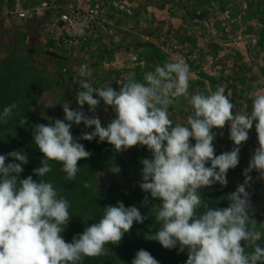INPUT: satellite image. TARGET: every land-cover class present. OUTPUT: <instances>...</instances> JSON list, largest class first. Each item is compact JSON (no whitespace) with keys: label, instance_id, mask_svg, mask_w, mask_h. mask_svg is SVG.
I'll list each match as a JSON object with an SVG mask.
<instances>
[{"label":"clouds","instance_id":"9594fccd","mask_svg":"<svg viewBox=\"0 0 264 264\" xmlns=\"http://www.w3.org/2000/svg\"><path fill=\"white\" fill-rule=\"evenodd\" d=\"M76 34H84L83 25ZM91 74L87 64L77 69L81 90L76 93V104L81 108L86 104L91 111L102 100L114 110L115 118L102 126L98 117L89 118L83 111L62 105L63 120L34 126L33 142L43 154L41 166L33 170L34 174L44 177L52 170L49 161H56L67 180L75 179L80 170L77 161L90 153L73 138V124L93 128L81 139L98 138L116 151L146 146L151 159L141 160L139 187L161 203L152 207L156 230L144 238L157 241L165 249L177 245L178 251L187 249L185 264H264V246L256 243L262 233L249 219L246 191L250 171L255 169L264 177V94L254 97L250 113H233L234 104L223 86L190 94L192 74L182 57L157 65L154 71L144 74L142 81L130 74L117 82L122 83L119 91L109 85L93 87L87 80ZM180 97L192 112L185 122L173 124L168 109ZM16 107L11 103L0 110V124L7 122ZM253 121L259 147L244 170V182L227 195V207H209L202 199L201 189L214 184L226 186V173L238 165V146L247 141ZM226 122L234 147L215 155L212 129L223 128ZM21 123L25 121L22 119ZM8 157L18 163L6 164ZM26 163V155L19 151L0 154V264H82L85 257L105 255V245L118 244L134 222L140 224L144 220L135 206L125 207L118 202L104 207L98 222L86 227L71 242H65L61 233L70 219L68 201L51 181H34L32 176L20 179ZM111 171L118 173L119 168L113 166ZM83 187L92 185L84 182ZM247 247L252 251L247 252ZM131 264L158 261L141 249Z\"/></svg>","mask_w":264,"mask_h":264},{"label":"crops","instance_id":"0c3cea01","mask_svg":"<svg viewBox=\"0 0 264 264\" xmlns=\"http://www.w3.org/2000/svg\"><path fill=\"white\" fill-rule=\"evenodd\" d=\"M48 1L0 0V39L42 26L50 32L51 20L66 5L83 9L96 4L111 34L104 31L81 40L70 57L71 62L89 65L87 80L92 85L119 91L122 83L117 82L130 74L142 81L157 65L182 57L192 74V94L223 86L233 113H250L254 97L264 94V0H53L54 9L47 8ZM255 123L247 141L238 146V165L226 173L228 192L244 182V170L259 147ZM212 132L215 154L233 149L228 122ZM247 175L250 209L264 222V177L255 169Z\"/></svg>","mask_w":264,"mask_h":264},{"label":"trees","instance_id":"16d2710c","mask_svg":"<svg viewBox=\"0 0 264 264\" xmlns=\"http://www.w3.org/2000/svg\"><path fill=\"white\" fill-rule=\"evenodd\" d=\"M12 57L8 58L6 55L0 57V110L11 103L17 105L13 110L16 114L11 116L15 117V120L11 121L9 117L6 123L0 124V154L7 155L14 150L25 154L27 163L22 165L23 171L19 174V178L32 176L34 181L39 179L51 181L59 195L68 201L70 219L61 233L65 242H71L72 238L82 233L86 227L98 222L104 207L115 206L118 202L123 203L125 207L135 206L144 217L142 223H133L129 232L124 234L118 244L105 245L108 249L105 255L85 257L82 264H131L135 253L141 249L148 251L158 261V264H185L187 249L178 251L179 245L173 249H165L157 241L144 238L145 234L156 230L157 225L152 207L161 203L159 199L152 198L139 187L142 182L141 160L151 159V152L146 146L136 145L126 151H116L107 142H99L98 138L92 141L81 139L85 133L72 125L70 131L73 138L90 153L89 157L77 161V167L80 170L75 179L67 180L66 173L61 170V164L56 161H49L52 170L44 177H37L34 174L33 170L41 166L43 154L34 145L33 129L37 124H47L50 121L41 117L36 118V114L29 110L28 105L38 98L36 95L38 90L35 86L40 84V80L30 81L32 85L29 88H33L31 93L23 92L20 76H25L30 65H27L24 56L13 54ZM11 59H15L19 64L13 66L12 63L15 60ZM114 118L115 115H112L105 122L108 124ZM22 119L25 123H21ZM10 122H15V124ZM105 124L102 125L106 126ZM13 162L16 161L11 157L5 161L6 164ZM113 166L119 168L118 173L111 171ZM102 176L119 178L131 182L132 185L111 193H103L97 185ZM84 182H89L92 187L84 188ZM228 194L230 193L225 186L221 185L218 188L212 185L201 189L202 199L208 203L209 207H227ZM198 211H203V209ZM249 226L251 227V223ZM262 244L259 243L264 246ZM246 251L251 252V247H247Z\"/></svg>","mask_w":264,"mask_h":264},{"label":"rangeland","instance_id":"374dc122","mask_svg":"<svg viewBox=\"0 0 264 264\" xmlns=\"http://www.w3.org/2000/svg\"><path fill=\"white\" fill-rule=\"evenodd\" d=\"M51 23L56 24V20L53 18ZM42 24H44L43 21ZM49 30L50 29L46 26L40 27L38 31H35L33 28H28L27 31H19L13 36H7L8 39L3 36V38L0 39V57L6 55L8 58H13V54H17L26 57V63L30 65V69L25 72V76H20V81L22 82L21 90L31 93L33 88H29L32 85L30 81L40 80V84L35 86L38 90L36 94L38 98L31 101L28 105L29 110L36 114V118L41 117L48 121H54L56 119L63 120L62 105L68 104L70 110L83 111L89 118L98 117L101 125L105 124V121L112 115H115V113L109 111V108L106 107L102 100L98 103L96 108L91 111L86 104L82 106V108L76 104V93L81 89L79 88L77 92H73L72 87L80 86V78L77 76V69L82 64L70 61V57L74 54L72 52H74L75 49L65 48L61 44V41L57 39L58 34H55L54 30L50 32ZM17 64L19 63L16 60L12 63L13 66ZM92 86L96 87L95 83ZM189 93L192 94V89H189ZM93 96L96 98L95 94ZM177 101L178 99L174 101L168 109L169 118L173 121V124L185 122L192 112L191 106L184 104L186 103L184 99H180L178 103H176ZM187 107L188 109L183 110ZM15 114L16 113H12L11 116ZM11 116L9 120L14 121L15 117ZM10 123L15 124V122ZM73 125L84 133L93 131L92 127L86 128L83 123ZM190 143L194 144V141L190 139ZM205 166L208 165L206 164ZM97 185L101 192L111 193L115 190L129 187L132 183L115 177L102 176L101 179L98 180ZM214 186L218 188L219 185L214 184ZM228 193L231 192L229 191ZM257 217V212L253 211L251 208L249 211V219L255 221V229L262 233L261 239L256 243H263L262 245H264V222L260 221V218Z\"/></svg>","mask_w":264,"mask_h":264},{"label":"built area","instance_id":"2783aa9c","mask_svg":"<svg viewBox=\"0 0 264 264\" xmlns=\"http://www.w3.org/2000/svg\"><path fill=\"white\" fill-rule=\"evenodd\" d=\"M46 5L47 8L54 9L55 1L49 0ZM120 8L122 7L120 6ZM126 11L128 12V10ZM18 15L23 16V13H19ZM55 20L56 24H54L52 29L55 31V34H58L57 39L67 49L76 48L81 40L97 37L104 31L111 34L96 4L86 6L83 9L66 5L65 10L57 14ZM80 25H83V35L76 34V29Z\"/></svg>","mask_w":264,"mask_h":264}]
</instances>
